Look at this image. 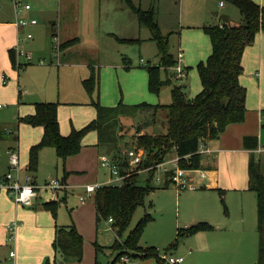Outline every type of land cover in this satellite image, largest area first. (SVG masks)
<instances>
[{
  "label": "rangeland",
  "instance_id": "rangeland-1",
  "mask_svg": "<svg viewBox=\"0 0 264 264\" xmlns=\"http://www.w3.org/2000/svg\"><path fill=\"white\" fill-rule=\"evenodd\" d=\"M132 1L137 6L141 3L142 9H152L161 33L168 37L169 53L176 57L179 49L184 51L186 77L183 81L179 80L173 76L172 66L160 67L161 79H167L172 84L161 87L158 94L149 89L147 74V68L157 66L161 60L157 42L152 39L149 27L140 24L138 16L124 0H0V18L14 20L16 15H29L28 18L37 21L36 25L26 26L21 36L20 49L28 53L31 60L21 55L20 67L15 66L19 70L18 101L12 103L0 96V103L6 104L0 109V124L16 127L18 136L14 143L12 135L3 134L5 139L0 140V166L3 170L7 169L6 151L14 143L20 154V166L35 179L37 185L55 177L64 178L69 184L64 191L66 196L62 197L61 193L54 203V212L43 206L54 201L47 192L35 197V207L20 205L15 212L17 209L11 201L0 205L3 227L15 220L25 226L20 243V230L15 244L9 241L0 243V264H57L59 256L53 247L55 227L71 223L76 225L85 240L82 260L71 264H87L90 259V264H108L117 254L112 249L118 238L116 226L102 220L98 229L96 227L94 194L87 197L85 205L79 199L86 185L102 183L107 179V170L98 164V151L94 145L96 132H88L79 151L65 161L58 157L53 147L41 148L36 170H28L29 147L38 142L42 129L21 120L29 113L25 110H35L36 102H57L60 130L65 134L72 126L80 128L96 116L97 108L93 100L104 107H112L119 102L126 105L141 102L169 104L173 84H183L186 95L192 98L202 88L197 65L206 61L212 51L211 39L203 24L215 25L218 22L219 18L213 14L216 10L220 13L226 11L235 23L243 20L238 7L228 1H224L226 7H219V0ZM27 4L29 9H25ZM16 5L19 6L18 14ZM28 33L32 34V38L27 39ZM74 34L79 36V40L69 46L71 51L64 53L67 47L55 54V45L72 38ZM259 40L256 37L243 54L244 69L240 82L246 88L248 111L241 123L254 131L264 149V53L262 55L258 49ZM5 74L13 80L7 71ZM91 75L94 76V86L88 90L84 80ZM2 85L8 87L10 82ZM166 115L167 110L160 107L156 116L151 111H140L134 116L121 117V151L136 145L137 135L143 130L147 132L152 124L154 131L165 132ZM251 152L239 149L232 156L219 154L212 163L218 173L217 187L213 188L198 185L194 189H180L172 183L161 185L154 176L150 181L153 189L136 209L121 237L126 238L137 222L149 213L154 219L144 228L139 243L151 244L163 255L170 243H176L178 249H186V236H177V232L204 221L212 225L209 231L218 249L214 264H257V198L256 193L249 189L247 167ZM255 154L260 157L264 172V152L255 149ZM173 157L168 154L165 161ZM159 172L157 170L156 175ZM136 174L137 183L145 186L150 177L149 170L141 169ZM211 183L209 179L207 185ZM96 246H99L98 251ZM146 248L130 250V254H143ZM11 250L16 253L14 259H8Z\"/></svg>",
  "mask_w": 264,
  "mask_h": 264
},
{
  "label": "trees",
  "instance_id": "trees-1",
  "mask_svg": "<svg viewBox=\"0 0 264 264\" xmlns=\"http://www.w3.org/2000/svg\"><path fill=\"white\" fill-rule=\"evenodd\" d=\"M124 1L136 13L140 24L149 27L152 39L157 42L161 60L157 66H149L147 74L149 89L158 94L161 87L172 84L167 79H161L160 67L173 66L176 63L174 56L169 53L168 37L161 33L152 9H142L132 0ZM220 1H228L237 6L243 15V20L240 23L224 21L221 25L203 27L210 36L212 51L206 61H201L197 65L202 84L199 92L190 98L186 95L183 84H173L169 104L141 102L126 105L119 102L115 106L104 107L99 101L93 100L92 103L97 108L96 117L81 128L73 127L67 135H63L60 130L58 103L36 102L34 112L21 117L25 123L43 128L41 139L30 146L27 169L36 170L39 151L45 146L53 147L58 157L65 161L68 156L79 151L84 136L92 130L98 133L100 147L107 149L114 158L125 165V158L119 146V132L123 130L120 125L121 117L134 116L140 111H151L152 115H155L160 107L167 110L166 131L156 135L149 132L137 135L136 145L146 151V157L140 167H152L163 162L168 154L174 152L179 157V165L182 168H200L202 154L197 152L200 141L209 142L217 139L229 124L242 122L246 117L248 110L246 88L240 82L244 69L243 54L257 34L264 32V7L255 0ZM77 41L78 37H74L61 42L60 48L65 49ZM10 59L15 66L17 59L14 49L10 50ZM84 82L87 89L92 90L94 76L91 75ZM243 143L245 148L252 150L248 161L249 189L256 193L257 198L259 233L257 264H264V172L261 168V159L255 154L259 137L246 135ZM148 170L150 177L145 186L137 183V174L134 173L125 179L123 185H102L94 194L97 223L112 217V225L116 226L118 231V238L112 245V249L117 254L108 264H117L122 255H130V250L143 249L139 242L144 228L154 219L151 214L146 213L126 238L123 239L121 233L128 227L134 212L144 203L146 195L153 189L150 181L155 176V167ZM62 180L65 181L64 178ZM55 202L54 200L44 203V206L54 212ZM211 228V224L199 221L184 228V231L179 230L177 236L185 231L195 234ZM173 245L174 243L169 247ZM53 247L63 261H80L84 253V238L74 224L58 225ZM96 247L98 251L99 246ZM156 249V247H147L142 257L157 255Z\"/></svg>",
  "mask_w": 264,
  "mask_h": 264
},
{
  "label": "crops",
  "instance_id": "crops-1",
  "mask_svg": "<svg viewBox=\"0 0 264 264\" xmlns=\"http://www.w3.org/2000/svg\"><path fill=\"white\" fill-rule=\"evenodd\" d=\"M255 1L257 3H259L260 6L264 7V0H255ZM139 5L141 6V3H139ZM219 7H226V4L224 3L223 6L220 5V0H219ZM218 11H219V15H216L215 11H213V14L219 18L218 22L215 23V25H221L224 22L220 17V14H221L220 10H218ZM224 13L227 14L226 11ZM24 17L26 19L31 18V17L28 18L29 15L24 16ZM229 18H230L229 19L230 22L235 23V20H233L230 15H229ZM15 21H16V18L14 20L13 19L0 18V96H4L3 98L9 100L12 103L15 101H18V95L19 94L17 95V92H18V82L19 81L17 78V76H18L17 71H19V70L15 69V66L20 67V65L16 64L14 66L12 64L11 59H10V50L14 49V51H15L17 46L21 45V36H22V33H24L25 28H26V27H18L16 25ZM205 25H212V24L205 23V24H203V27ZM31 26H33V25H31ZM74 37H78V40H79V36H77L76 34H74V36L72 38H74ZM256 37L260 38V40L258 41L257 44H258V49L260 50L261 54L263 55V53H264V32H259ZM69 39H71V38H68L66 40H69ZM66 40H64V41H66ZM70 49L71 48L68 47L67 49H65L66 51L64 50V53L65 52L69 53L71 51ZM174 58L176 59V57H174ZM19 60H20V56H19ZM243 65H244V63H243ZM6 71L9 73V75H11L13 77V80H11V78L5 74ZM8 82H10V86L4 87L2 85V84H7ZM0 105H1L0 109L6 107L5 103L4 104L0 103ZM18 106H20V105H18ZM25 111L29 112V113L25 114V115H27V114L33 113L32 111H34V110H31L30 108H28ZM96 115H97V113H96ZM260 115H261V113H260V107H259V121L262 119V115L261 116ZM155 116H156V114H155ZM155 119H156V117H155ZM163 124H164V122H163ZM39 127H41V126H39ZM164 127H165L164 129H166V126H164ZM72 128H73V126L71 127V129ZM41 129H42V133H43V128L41 127ZM71 129L69 130V132H67L65 134L62 133V131H61V133L63 135H67L70 133ZM151 129H152V131L150 132L149 130H151ZM92 131L96 132V140L94 142V145L97 147V151H98V164H99L100 168H103L100 165V156L103 154L113 156V154L109 153L107 151V149H105L104 147H100V145L98 144V140H99L98 133L96 130H92ZM146 131L153 134V135L164 133V132L158 133V132L154 131L153 130V124L150 125V127L148 129H146ZM144 132H145V130H143V132H141V134ZM7 133L12 135L13 142L15 143V141L18 138L17 128L10 125V124H0V140L5 139L3 134H7ZM42 133H41V137H42ZM246 135H256V134L254 133L253 130H249L248 128H246V125H243V123H241V122L232 123L226 127V129L223 131V133L220 135L219 138L211 140L209 142H206L207 145L211 148L212 152L208 153L210 155L206 154L202 158V161H201L202 169L206 170V177L202 179L200 187H203V188L217 187L216 177H218V173H217V170L213 166L212 163L214 161H216L217 156L219 154L221 155L223 153H227L229 156H232L234 154L235 150L240 149V150L252 151V150L244 147L243 138ZM41 137L39 138V140L41 139ZM215 140H216V143H215ZM241 142L243 143V147L240 148ZM14 143L11 144L9 146V148H15L16 144H14ZM33 144H35V143H33ZM33 144H31V145H33ZM233 146H238V148L235 149ZM258 148L263 149L261 144H260V140H259ZM258 148H256V149H258ZM8 149H7V151H8ZM29 149H30V147H29ZM7 151H6V157H7L8 163H7V169L6 170H8L9 166H10ZM18 153H19V151H18ZM215 153H216V155L214 157H209V156L214 155ZM172 156H175L174 152H171L169 154V157H172ZM19 160H20V154H19ZM247 167H248V162H247ZM22 169L25 171L24 168H22ZM6 170H3V168H1V166H0V173L5 172ZM108 177H109V175L107 172V179H108ZM31 178H32L33 182L36 184L35 179H33L32 176H31ZM107 179L104 182H106ZM209 179L212 181L210 186L207 185ZM248 181H249V176H248ZM64 182L66 183V180ZM104 182H102V183H104ZM96 183L99 184L98 182H96ZM96 183H94V184H96ZM170 184L171 183H169V182L165 183V185H167V186ZM161 185H164V184H161ZM68 188H69V184L66 183V189L60 191V194L63 193L62 197L66 196L65 192ZM43 192H47L53 197L52 193L49 190H45V189L40 190L39 194L41 195ZM84 192H85V188H84ZM84 192L79 195V199H80L81 195H84ZM10 201L14 203L15 208L17 209V210H15V212L18 211V207H20L21 204L15 203L5 192L0 193V205L4 204V202H10ZM80 202L82 205H85L87 202V197H86L84 202H82L80 199ZM36 205L37 204L35 203L33 206L35 207ZM9 211L10 210H8L7 212H9ZM94 213H95V224H96V227L98 229L99 224L97 223V220H96L97 211H96L95 202H94ZM71 224H74V223H71ZM62 225H69V224H62ZM20 227H22L21 222H19V225L17 227V232H16L15 238L12 240H9L8 239V228H7V226L3 227L1 225V222H0V243L6 244V242L9 241V242L15 244L17 241L18 230H20L19 238H18V243H20V237L22 235L21 232L25 229V226L22 227L21 229H19ZM75 227H76V225H75ZM76 229H77V227H76ZM77 231L79 232L78 229H77ZM54 233H56V227H55ZM81 235H83V234H81ZM183 235L186 236V239H185L186 242L184 244L186 245V243H188V247H186V249H185V247H181L180 249H178L177 244H174L173 246L169 247V245L172 244V243H170L169 245H167V247H165L166 253H164V254H169V255H173V256H177V257H179V256L183 257V261L179 262L177 264H214L215 263L214 261H215L216 251H218V249H216V244H215L216 241L212 238L213 234L209 230L208 231H198L195 234H191V233H188L185 231V232H183ZM54 236H55V234H54ZM139 244L143 248L144 247H155L151 244H145V245H143L142 243H139ZM84 246H85V240H84ZM132 254L133 253L130 254V256H132V259L128 263H124L123 261H121V259H119L117 264H165L164 260L160 257L161 254L159 252H157V255L154 254L153 256H147V257H142V254H134V255H132ZM83 255H84V253H83ZM124 255H129V254H124ZM15 257H16V253L13 256H11L10 252H9L8 259H14ZM158 257L160 258V260ZM58 259H59V262L57 264H71L70 262H74V261H63L62 258H60V257H58ZM91 261H92V259L88 260L87 264L88 263L90 264Z\"/></svg>",
  "mask_w": 264,
  "mask_h": 264
},
{
  "label": "built area",
  "instance_id": "built-area-1",
  "mask_svg": "<svg viewBox=\"0 0 264 264\" xmlns=\"http://www.w3.org/2000/svg\"><path fill=\"white\" fill-rule=\"evenodd\" d=\"M220 5H224V1H220ZM19 6L16 5V13L18 14ZM30 6L27 4L25 9H29ZM16 25L18 27H26L37 24L35 18L26 19L25 17L16 16ZM32 38V34H27V39ZM60 44L55 45V54L61 51ZM17 64L20 65L19 56L23 55L27 60H31V56L20 49L18 45L15 49ZM184 51L179 49L176 56V63L172 66L173 76L179 80L186 77L187 70L183 65ZM141 62L143 60L141 59ZM5 80V79H4ZM1 107V105H0ZM198 153L206 155L212 152L211 148L203 140L200 141L198 146ZM258 152H264V149L258 148ZM9 158V169L3 173H0V193L5 192L15 203L21 204L23 206L31 207L35 204V197L39 195L40 190H49L55 201L60 198V191L66 189V183L60 178H49L45 181L43 185H37L33 182L31 176L26 174L22 167L20 166L19 153L17 148H9L8 151ZM123 156L125 158V165H122L120 160L114 158L112 155L103 154L100 156V165L107 170L108 179L104 183L99 184H88L85 186L84 195H81L80 199L82 202L85 201L86 197L91 194H95L96 190L102 185H113L121 186L124 184L125 179L137 173L141 169H149L155 167V177L157 181L162 184L166 182L177 185L180 189H194L196 186L200 185L202 179L206 177V170L200 168L186 169L179 165V157L175 155L172 159L164 160L161 163L155 164L149 168H141L140 165L143 163L146 157V151L144 148L134 145L133 147L123 151ZM141 168V169H140ZM160 171L156 175V171ZM108 221L112 224L113 218L109 217ZM19 225L18 221H14L7 225L8 228V239L12 240L16 236L17 227ZM158 252V248L156 249ZM15 254L14 250L10 251V255ZM160 257L164 260L165 264H177L183 261V257H177L169 254H164ZM121 261L128 263L132 256L122 255L120 257Z\"/></svg>",
  "mask_w": 264,
  "mask_h": 264
},
{
  "label": "water",
  "instance_id": "water-1",
  "mask_svg": "<svg viewBox=\"0 0 264 264\" xmlns=\"http://www.w3.org/2000/svg\"><path fill=\"white\" fill-rule=\"evenodd\" d=\"M215 14H216V15H219V11H218V10L215 11ZM220 17L222 18L223 21H229V19H230V18H229V15H228V14H225V13H221V14H220Z\"/></svg>",
  "mask_w": 264,
  "mask_h": 264
}]
</instances>
